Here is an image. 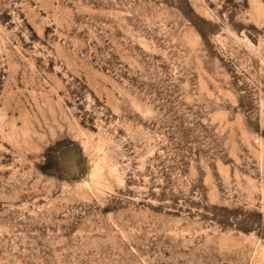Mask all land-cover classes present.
<instances>
[{
	"label": "rangeland",
	"instance_id": "374dc122",
	"mask_svg": "<svg viewBox=\"0 0 264 264\" xmlns=\"http://www.w3.org/2000/svg\"><path fill=\"white\" fill-rule=\"evenodd\" d=\"M0 264H264V0H0Z\"/></svg>",
	"mask_w": 264,
	"mask_h": 264
}]
</instances>
